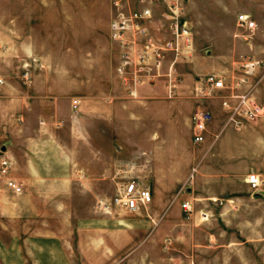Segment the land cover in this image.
I'll return each instance as SVG.
<instances>
[{
	"label": "rangeland",
	"instance_id": "1",
	"mask_svg": "<svg viewBox=\"0 0 264 264\" xmlns=\"http://www.w3.org/2000/svg\"><path fill=\"white\" fill-rule=\"evenodd\" d=\"M241 12L257 23L246 39L235 27ZM110 15L111 0H0V77L13 88H0V130L7 127L1 133L0 154L1 146L7 145L18 161L24 160L21 150L26 145L20 140L29 134L33 138L29 152L36 162L56 161L61 148L68 154L70 148L86 146L89 138L109 156V170L98 185L78 179L79 184L67 186L58 201L43 200L42 194L51 192L52 185L25 184L44 207L40 205V214L24 221L26 225H16L30 232L45 228L54 233L71 245L77 264H85L81 246L103 236L109 255L105 249L97 250L93 264H264V193H251L244 181L248 172L264 173V130H221L214 140L208 136L195 181L186 179L176 187L168 209L156 211L154 204L140 213L108 214L98 209V200L113 195L130 163L146 164V169L149 165L145 157H138L149 151L146 130L137 136L132 125L122 130L107 124L102 133L86 124V97L102 94L113 80L117 52L108 35ZM185 15L193 29L194 50L190 59L180 62L179 72L190 79L210 72L228 76L239 72L244 59L259 60L250 79L255 83L253 95L264 104V0H188ZM25 61L30 68L28 86L20 79ZM22 94L28 95L24 103L16 97ZM51 96L82 100L77 130L69 128L65 104L52 102ZM211 103L222 113L218 101ZM19 114L22 121L17 120ZM175 114L177 130L169 134L179 139L181 150L191 134L182 130L188 109L182 107ZM165 145L172 148V140ZM178 158L179 153L164 154V167L169 160L176 164ZM59 171L46 168L45 174L52 177ZM18 172L21 169L17 170L21 177ZM182 200L191 203L189 217L181 209ZM94 205L97 211L91 212ZM96 217L108 219L104 221L108 232L90 228L97 224Z\"/></svg>",
	"mask_w": 264,
	"mask_h": 264
},
{
	"label": "crops",
	"instance_id": "2",
	"mask_svg": "<svg viewBox=\"0 0 264 264\" xmlns=\"http://www.w3.org/2000/svg\"><path fill=\"white\" fill-rule=\"evenodd\" d=\"M12 21L13 19H8L9 23H13ZM12 33L15 34L13 30ZM1 34L2 32L0 31V37L2 36ZM5 37L9 38L8 36ZM22 49L27 51V48L23 46ZM25 63L30 72L29 63L27 61H25ZM115 67L116 64L114 66L111 88H107L102 94H91L86 97V124L91 127V130H102V133L104 130H107V124L117 126L118 129L122 130L129 129L128 126L132 125L135 130L131 131L137 136L138 134L140 135L143 130H146L145 135L149 137V151L143 150L139 152L138 157H145L144 159L149 161L147 169L145 168L146 164H140L134 161L128 165L125 174L121 175L120 179L122 180L124 177L135 176L138 177L141 183L148 185L147 179L152 186L148 185L153 196L151 204H154L156 211L161 212L170 207L168 204L176 191V187L180 186L186 179L187 181H195L194 172H197L195 175L198 174L197 165L203 158L202 154L205 148L203 143L208 136H211L213 138L212 140H214V138L218 137L221 130H264V117L245 122V124L239 128H235L232 125L224 126L227 117L225 110L221 107L219 100L209 99L203 103L204 108L211 113V120L208 122L205 129L207 132H205L204 141L201 143H194L191 115L196 102L193 99L186 96L171 99L166 98L164 96L165 90L162 79H157L153 82H145L137 89L138 98H127L119 83ZM24 69L25 68L22 66V72ZM0 78L3 80V82L0 83V88L5 90V87H8L6 89H10L11 87L4 83V79L2 77ZM21 82L23 85L28 86L31 80L28 84H24L22 79ZM191 82L192 79H190V77H185V84L179 88V91L183 95L189 93ZM16 97L22 99L21 101L24 103L28 95L22 94L16 95ZM51 97L54 98L52 102L58 101L59 103L65 104L67 114H69V128L70 130H77L74 126H77L81 119L80 104L82 100L79 98V104L73 107V101L77 97ZM13 98H15V96ZM212 101L219 102L222 113L212 109ZM182 107H187L188 109V115L185 116L182 122V130H189L191 134L188 143L185 144L186 147L180 150L179 147H177L179 139L172 138L169 134V130H177L174 129V116L176 115L175 112L181 110ZM25 109L29 110V106L26 105ZM17 120H23L22 114L17 116ZM42 127L43 126H41L40 131ZM122 130L119 131L122 132ZM0 131L1 133H5L7 127L3 125ZM169 140H172L173 144L170 149L165 147L166 141ZM32 141L33 138L31 135L22 134L20 143L26 145V149L21 150V152L25 153V159L19 161V158L17 159L16 157L17 154L15 155L11 148L9 149L7 145L1 146V149H6V154L12 159L11 175L23 184V191L20 194H14L9 190L0 191V264H77L73 260V257L71 258L72 254L69 251L71 245L67 246L66 242L61 240V238L54 233L46 231L45 228L44 230H33L30 232L29 228L25 229L16 225H26V223L23 222L34 217L35 214H40V205L44 207V204H42V202L40 204L39 199L33 195L31 189L25 187V184L52 185L53 187L51 186L49 188L51 192L42 194L43 196L45 195L43 200L48 201L53 199L58 201L61 200V193L66 190L67 186L79 184L78 179H80V183L85 185H98L109 170L107 167L109 165V156L103 147L100 148L89 138L86 146H77L76 149L70 148L68 154L61 148L59 155L60 159L56 161L49 164L46 162H36L32 160L29 152L33 147ZM56 143L62 147L61 142ZM170 151L177 154L179 153V158L182 162L179 158L176 164L169 160L168 165L164 167L162 158L164 154L171 153ZM82 154L84 155L83 161L80 160ZM67 157L69 158L68 161H66ZM46 168L60 171L58 175L47 177L45 174ZM18 169H21V173L18 172L21 177L17 175ZM62 170L65 171L62 172ZM79 171L81 172L80 174ZM191 172H193L192 176L189 177ZM71 194L72 193H70L69 196L73 198ZM95 210L97 211V208L94 205L91 212ZM201 212L207 214L206 212ZM97 219V224H94V226L90 225V228L93 227L96 231L108 232L110 229L104 224V221H108V219L101 217ZM15 225L17 227H15ZM99 249L102 251L104 249L107 250L105 255H109V245L104 241V236L101 241L91 239L85 246H81V255L84 259L83 262L85 264H93V254ZM97 263H99V261Z\"/></svg>",
	"mask_w": 264,
	"mask_h": 264
},
{
	"label": "built area",
	"instance_id": "3",
	"mask_svg": "<svg viewBox=\"0 0 264 264\" xmlns=\"http://www.w3.org/2000/svg\"><path fill=\"white\" fill-rule=\"evenodd\" d=\"M188 0H111L108 23L109 36L115 44L118 60L115 72L127 98H138L137 89L145 82L163 80L166 98L189 97L196 104L191 115L193 142L204 141L206 126L211 113L203 106L204 101H220L227 117L224 126L239 128L245 122L264 117V104L257 101L252 90L251 76L260 65L259 60L244 59L237 74L221 75L210 72L192 78L189 93L183 95L179 88L185 77L179 72L181 61L190 59L194 50L192 26L185 15ZM235 27L246 39L257 23L246 12L237 14ZM245 34V35H244ZM21 79L30 81L29 70L24 66ZM3 80L0 78V83ZM80 102L74 99L73 107ZM1 137V132H0ZM217 137V136H216ZM2 150V149H1ZM12 159L4 150L0 154V191L14 194L23 191V184L11 175ZM190 173L189 177L192 176ZM245 182L251 193H264V173L251 171ZM152 192L138 177L129 176L115 183L110 198L98 201L99 209L111 214L113 211L140 213L152 202ZM182 211L187 217L192 212L191 203L182 200Z\"/></svg>",
	"mask_w": 264,
	"mask_h": 264
}]
</instances>
